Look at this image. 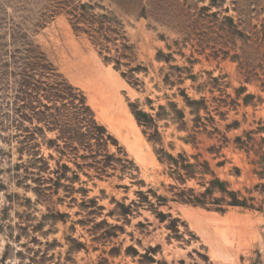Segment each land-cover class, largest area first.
Returning a JSON list of instances; mask_svg holds the SVG:
<instances>
[{"label": "rangeland", "instance_id": "374dc122", "mask_svg": "<svg viewBox=\"0 0 264 264\" xmlns=\"http://www.w3.org/2000/svg\"><path fill=\"white\" fill-rule=\"evenodd\" d=\"M158 147L253 209L175 201ZM262 152L264 0H0V264H264Z\"/></svg>", "mask_w": 264, "mask_h": 264}, {"label": "trees", "instance_id": "16d2710c", "mask_svg": "<svg viewBox=\"0 0 264 264\" xmlns=\"http://www.w3.org/2000/svg\"><path fill=\"white\" fill-rule=\"evenodd\" d=\"M76 27L79 26L76 25ZM95 41L98 40L95 39ZM40 55L41 56H37L38 60L43 57V53H40ZM182 97L186 105H190V103L194 101L190 100L185 93L182 94ZM193 103L197 104L198 102ZM129 109L137 124L142 127L143 133L147 136L148 140L153 143L157 142V136L159 137V132L155 127L152 114L146 112L142 108H139L133 103L129 104ZM175 111L177 113V117H179V120L183 123V112L178 108H176ZM102 129L106 131L104 127H102ZM147 129H149V131L151 130V132L147 131ZM106 135L108 137H112L107 131ZM112 139L117 144V141L114 138ZM154 153L159 162L165 164L172 173L177 175V181L180 184L185 183L189 179L204 180L203 191L195 192L193 188L183 187L176 193L174 199L175 201L212 209L219 212H224L228 206L253 209V206L248 202L246 197L234 190H231L225 181H222L209 169V165L205 160L199 161L198 159H195L194 162H190L189 157L183 151L178 152L175 156H173L163 147H158L154 150ZM260 164L262 167H264V152H262L260 155ZM207 175H210L209 179H206ZM216 192L220 193V198H215L213 196ZM152 195L157 199L162 197L156 195L155 193ZM162 216L163 214L160 213L159 218L162 219Z\"/></svg>", "mask_w": 264, "mask_h": 264}, {"label": "bare ground", "instance_id": "6f19581e", "mask_svg": "<svg viewBox=\"0 0 264 264\" xmlns=\"http://www.w3.org/2000/svg\"><path fill=\"white\" fill-rule=\"evenodd\" d=\"M132 116V115H131ZM133 117V116H132Z\"/></svg>", "mask_w": 264, "mask_h": 264}]
</instances>
